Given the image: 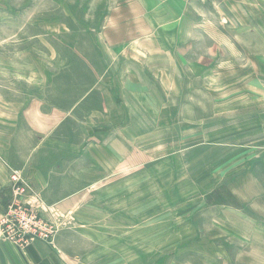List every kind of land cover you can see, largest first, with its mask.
I'll return each instance as SVG.
<instances>
[{
    "label": "rangeland",
    "instance_id": "obj_1",
    "mask_svg": "<svg viewBox=\"0 0 264 264\" xmlns=\"http://www.w3.org/2000/svg\"><path fill=\"white\" fill-rule=\"evenodd\" d=\"M130 62L142 80L105 75ZM0 85L67 109L96 91L80 130L44 128L80 176L69 202L40 205L9 168L36 239L80 264H264V0H0Z\"/></svg>",
    "mask_w": 264,
    "mask_h": 264
},
{
    "label": "crops",
    "instance_id": "obj_2",
    "mask_svg": "<svg viewBox=\"0 0 264 264\" xmlns=\"http://www.w3.org/2000/svg\"><path fill=\"white\" fill-rule=\"evenodd\" d=\"M106 48L109 50V46ZM122 61L125 62L123 57ZM116 65L113 70L108 68L105 75L112 79L119 77L127 82L142 80L140 72L132 71V67L137 65L136 62L127 63L125 69H122L121 66L118 67V63ZM99 80H105V77ZM94 92L96 91L91 89L83 97L79 96V99L67 109L54 104L50 105L47 99H43V95L34 99L32 94L26 93L27 98L25 99L11 98L10 96L15 91L5 90L0 85V213L4 212L11 202L9 168L22 170L25 175L30 177L36 194L40 197V205L46 208L63 205L69 202L77 192H80L79 188H73L74 177H77L76 182L78 183L80 176L72 172L71 169L59 168L57 148L45 146L46 136L50 131H44V128L48 127L50 120L57 121L53 123L52 130L61 126L71 117V113L76 109H81L82 105L86 103L87 96ZM111 93L115 95L116 99L113 100V94L110 99L106 97L104 105L107 110L116 109L114 105L117 106L123 101L120 102L122 96L118 97L115 91H111ZM122 105H126V103L123 101ZM92 117L90 114V119ZM106 118H110V115H106ZM71 119L80 130L82 126L79 117H71ZM107 119L102 122L105 129H108V126L114 128V122ZM93 144L95 145V142ZM104 144L106 145L105 153L109 152V149L113 152V142L111 143L107 139ZM89 148L88 158L91 161H96V158H90L93 150L91 147ZM66 187L68 188L66 189ZM65 192H68V195H65ZM58 193L62 195L57 196ZM0 264L80 263L69 258L57 248V245L43 239H34L22 246L18 242L0 238Z\"/></svg>",
    "mask_w": 264,
    "mask_h": 264
},
{
    "label": "built area",
    "instance_id": "obj_3",
    "mask_svg": "<svg viewBox=\"0 0 264 264\" xmlns=\"http://www.w3.org/2000/svg\"><path fill=\"white\" fill-rule=\"evenodd\" d=\"M13 179L15 182L20 183V185L15 188L17 190L16 193H24L31 189V184L25 178H22L19 171L14 172ZM36 221L37 215H35L32 210L25 206L21 199L18 200L17 196H15L12 203H10L8 206L6 216L0 220V224L6 225L9 223V226L15 228L16 232L18 227V238L14 242H18L22 246H25L34 239L42 237L40 236V233H38L39 225L36 223ZM47 237L48 234H45V239Z\"/></svg>",
    "mask_w": 264,
    "mask_h": 264
}]
</instances>
